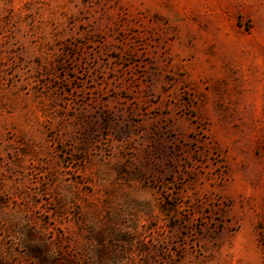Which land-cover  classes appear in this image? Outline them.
<instances>
[{
    "label": "rangeland",
    "instance_id": "rangeland-1",
    "mask_svg": "<svg viewBox=\"0 0 264 264\" xmlns=\"http://www.w3.org/2000/svg\"><path fill=\"white\" fill-rule=\"evenodd\" d=\"M0 264H264V0H0Z\"/></svg>",
    "mask_w": 264,
    "mask_h": 264
}]
</instances>
